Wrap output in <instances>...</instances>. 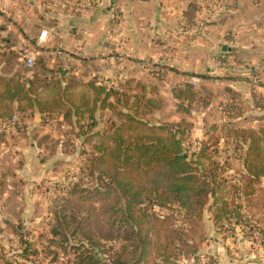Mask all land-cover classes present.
I'll return each mask as SVG.
<instances>
[{
	"label": "rangeland",
	"instance_id": "1",
	"mask_svg": "<svg viewBox=\"0 0 264 264\" xmlns=\"http://www.w3.org/2000/svg\"><path fill=\"white\" fill-rule=\"evenodd\" d=\"M257 2L264 4L136 0L128 15L118 6L109 16L108 50L89 54L67 33L54 54L31 44L29 66L28 50L0 49V77L20 72L26 84L37 80L35 91L48 81L37 96L42 104L31 106L5 98L9 85L0 79V264H78L77 247H91L80 227L101 246H123L121 237L102 236L117 200L108 193L105 171L114 169L115 157L107 149L117 146L118 134L126 141L152 135L126 120L130 114L149 123L184 121L189 153L208 145L219 165L204 160L220 185L199 215L145 202L152 213H174L159 234L173 239L169 264H264V176L243 180L251 136L264 146V18L256 20L261 38L245 42L252 51H239L244 35L229 34L250 22L248 14L263 13L253 9ZM253 163H264V151ZM221 197L238 203L241 222L216 223Z\"/></svg>",
	"mask_w": 264,
	"mask_h": 264
},
{
	"label": "trees",
	"instance_id": "2",
	"mask_svg": "<svg viewBox=\"0 0 264 264\" xmlns=\"http://www.w3.org/2000/svg\"><path fill=\"white\" fill-rule=\"evenodd\" d=\"M41 67L44 70L43 64ZM21 75L16 71L10 78L0 77L9 85L3 96L26 99L31 106L42 104L37 96L41 95L44 86H48V81L35 91L33 86L37 80L31 78L28 86ZM126 120L137 121V126H145L152 135H135L126 141L118 134L121 139L117 141L116 133L113 138L118 142L117 146L107 149L115 157L114 169L104 170L109 178L108 193L115 194L117 200L109 215V227L102 236L121 237L125 243L120 249L105 244L101 246L102 241L95 239L91 229L80 227L81 231L77 232L91 240V247L83 251H78L77 247L78 264H169L174 255L169 252L173 239L164 238L162 241L159 234L163 228L173 224L174 213H152L145 202L149 201L151 206L177 204L187 210V215H199L210 195H215L216 186L220 185L216 177L218 173L204 164V160H209V163L219 166L212 153H208L209 146L202 145L191 153L186 149L192 145L190 142L186 144L189 129L185 132L186 127L182 128L184 121L149 123L136 114H130ZM251 138L244 160L248 171L243 173L244 181H252V176H264V163H253L256 156H262L264 146L259 143V138ZM250 181L245 183L250 184ZM221 200L219 210L215 212L216 223L224 222V219L241 222L243 215L238 203L231 207L227 200L222 197ZM105 254L109 256L105 257ZM158 256L161 261L157 260Z\"/></svg>",
	"mask_w": 264,
	"mask_h": 264
},
{
	"label": "crops",
	"instance_id": "3",
	"mask_svg": "<svg viewBox=\"0 0 264 264\" xmlns=\"http://www.w3.org/2000/svg\"><path fill=\"white\" fill-rule=\"evenodd\" d=\"M135 2L136 0H69L68 7H62L57 0H7L0 9V46H2L0 49H17L20 52L23 48L31 49V44L35 42L38 44V34L46 24L55 30L54 33L59 35V38L54 40V35H51L47 41L38 44L45 49L37 52L47 53L50 52V48H58L59 41H62V37L67 33L74 45L84 43V49L89 54H95L97 50H106V48L108 50L113 45L114 37L106 32L109 16L114 14L113 10L118 6H121L128 15L127 4ZM254 6L253 9H260L263 13L248 14L246 18L253 22L245 23L240 29L229 33L234 40L243 39V35L246 38L241 41L240 46L236 42L228 51L234 50L237 46L239 51L247 49V46L252 44L251 41L261 38L263 27L258 26L256 20L264 18V8H261L264 4L257 2ZM76 7L78 9H74ZM75 32L81 34L75 37ZM248 38L251 40H247ZM246 41L250 43H245ZM78 48L82 47L78 46ZM115 48L118 46L116 45ZM253 49L248 48L250 51Z\"/></svg>",
	"mask_w": 264,
	"mask_h": 264
},
{
	"label": "built area",
	"instance_id": "4",
	"mask_svg": "<svg viewBox=\"0 0 264 264\" xmlns=\"http://www.w3.org/2000/svg\"><path fill=\"white\" fill-rule=\"evenodd\" d=\"M59 2V4L62 6V7H68V3H69V0H57ZM5 2H7V0H0V9H2L5 4ZM74 9H78V7L74 8ZM50 37V31L48 28H42L38 34V43H43L45 41H47ZM29 52H25V57H26V64L29 65V66H32L34 63H35V55H34V52L28 50ZM50 53L54 54L55 52L58 51V48H50L49 49ZM156 209L159 208V205H154Z\"/></svg>",
	"mask_w": 264,
	"mask_h": 264
}]
</instances>
